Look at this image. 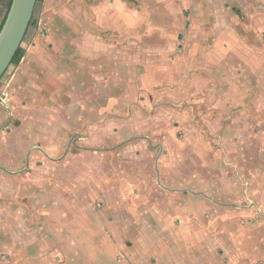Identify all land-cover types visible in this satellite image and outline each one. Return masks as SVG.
Instances as JSON below:
<instances>
[{"label":"rangeland","instance_id":"1","mask_svg":"<svg viewBox=\"0 0 264 264\" xmlns=\"http://www.w3.org/2000/svg\"><path fill=\"white\" fill-rule=\"evenodd\" d=\"M254 1H39L22 43L27 62L22 57L0 82V127L9 117L6 107L14 114L0 134V264L61 260L50 250V226L43 228L34 218L36 197L44 202L50 186L61 184L49 179L55 172L82 176L90 184L93 178L121 176L125 193L116 207L128 203L122 215L145 220L151 240L159 239L160 222L145 205L168 202L173 209L185 192L212 198L218 222L264 219V0ZM37 49L39 56H33ZM19 64L22 76L47 79L38 82L45 90L19 96L13 83L12 97L7 93L2 100L5 81ZM88 64L95 71L88 73ZM99 77L106 79L100 85L104 99L97 84L85 81ZM54 79L73 81L72 90L67 83L56 86ZM27 155L30 164L24 163ZM53 155L66 157L55 164ZM4 171L17 174L5 177ZM133 177L139 178L134 187ZM152 187L149 201L135 195L142 193L137 188ZM40 188L41 197L35 195ZM96 189L90 188L101 209L114 205ZM179 216L172 210L161 222L174 237H185ZM78 221L74 216L69 224ZM62 226L57 225L59 237L68 232L77 240L74 228ZM128 226L109 228L126 234L121 242L133 246L135 225ZM92 231L87 243L80 245L82 233L73 243L81 246L84 264L101 261L111 248ZM89 244L95 250H88ZM171 248L178 259L183 252L189 258L170 264H193L188 245L176 238ZM61 249L68 264H81L69 243L68 250L65 244ZM153 258L148 264H162Z\"/></svg>","mask_w":264,"mask_h":264},{"label":"crops","instance_id":"2","mask_svg":"<svg viewBox=\"0 0 264 264\" xmlns=\"http://www.w3.org/2000/svg\"><path fill=\"white\" fill-rule=\"evenodd\" d=\"M239 1L247 3L249 0ZM251 1L255 2L254 0ZM256 1L258 2L260 0ZM9 2L10 0H0V26L5 17L4 15H6L8 12ZM39 52H41V49H37V51H34V54L32 55L39 56ZM23 58V61L27 62L28 56L25 55ZM97 60L99 61L100 57H98ZM98 63H100V61ZM34 64L35 63L31 61V67ZM21 68L22 66L19 64L16 70L17 75L16 72H14V74H12L5 81V90L2 94V100L8 99L7 93L10 95V97H12L14 90L12 89L11 84L13 83H18L19 96H21L20 94L22 92L25 94L33 92L37 93L39 92V89H44L45 86L39 85L38 82H40V84L43 82L46 83L47 79H41V77H38L37 79V76L36 79H28L25 76L21 75ZM87 71L88 73H90V71L95 70H93V68L88 64ZM90 77L91 76L89 75L88 78ZM54 80H56V86L58 84L59 86H61L62 84L67 83V90H72L71 87L73 86V81H69L68 79ZM85 81H88L86 82L88 84L90 82V85L92 86L97 84V86L100 87L101 84H104L106 79H103V77H99V79L93 78L86 79ZM108 87L113 89L112 82L108 85ZM100 88L101 98L99 97V99H104L105 93L103 91V88ZM56 90L57 89H54L53 93L56 92ZM51 91L52 89H50V92ZM45 92H48V90L46 89ZM8 108L11 109V112L7 111V116H9L10 118L8 117V120L3 124L4 126L2 125V127H0V134L5 132L7 128H10V125L12 124L11 116L14 115L12 113L13 107L8 106ZM52 157L53 158L50 159V161L55 164H61L63 163L62 161L66 156L64 158H60L58 155H53ZM23 158L25 159V164H30L31 155H27ZM20 159L21 161L23 160L22 157L19 156L18 160L20 161ZM18 160L15 162H18ZM3 173L5 177L17 174L6 171H4ZM22 174H25V172H21L19 175ZM74 178H72V174L69 175V172L62 175L61 177L56 172L51 174L49 179L61 181V184L59 185L55 183V188H52L50 186V188L47 190L50 196L47 195L49 197L45 199L44 202L40 201L38 197H36L35 199V223H41L43 228L50 226L49 230L46 232H48L47 234H50L48 235L50 236L49 241L51 243L50 250L54 249V252L60 256L59 258L61 260L57 264H68L69 259L65 257V254L61 249V247L65 244V249L67 248L68 250V243L71 245L73 254H75L76 252L78 254H76L73 259H77L79 262H81V264H84L87 261V258L85 259L84 255H81L79 253L81 247L80 245L88 242L90 233L93 232L92 229L94 230V232L97 229L98 233L102 235V239H104L105 244L107 246L110 245L111 248L107 256L103 257L105 254H103V256L101 255V261L93 260L90 263L86 264H138V260H142V262L139 264H148V261L154 259L153 257L157 258L158 261L162 264H170L172 260H181V257L182 260H187L189 258V255L187 256V254L185 255L183 252V255H180L178 259V257L172 251L171 247L176 242V238L178 239V243H183L184 245L186 244L189 246V249L192 250L193 264H264V219L230 220L218 222L217 220H213L214 217H216L218 208L217 205L212 201V198L204 197L201 199L199 195H195L191 192H185L187 193V195H182L178 201L176 200V208L174 205L173 209H169L170 205L168 202H165L163 204L152 202L151 207L150 205H145L149 209H152L151 211H153L154 216L160 222L158 226V228L161 229V233L158 236L159 239H157V241L151 240L149 239V235L151 234V232L148 231L147 223H144L146 222L145 220L142 219L141 221H137V219L134 218L132 220L131 218H129L128 214L122 215L124 211L123 207L128 206V203H124L125 205L122 204L120 207H116L117 197H120L123 192L125 193L124 187L126 186V183L123 182L125 180H123L121 176H119V178H115L114 180L108 177L107 181L104 179L102 181H98V179L93 178V184L87 183V181H85L82 176H77ZM133 178L134 180H132V182L130 183L134 187V184L139 181V178ZM92 185L94 187H97L96 191L100 189L103 190V196L107 198L109 197V199H105L108 202L109 200H111L112 202L115 201L114 205L110 206L109 202V204H107V207L101 209L100 202H97L95 197L96 193L94 191L91 192L90 190ZM137 189L139 190V192L142 191V193L135 192V195L137 196L139 194H142L146 196L145 202L149 201V195H151L150 193L152 192L153 187L146 189ZM41 190H43V188L37 189V193L35 195L41 197ZM60 191L64 193H60ZM62 194H65V198H62ZM171 209L173 211L177 209V214L180 215L179 219L181 222L180 225H178V229L181 230L182 233L186 231L184 233L186 235L185 237H174V231L172 229H170L171 231H169V226L167 228L163 227V222H161V220L163 219L165 213L172 211ZM101 212L108 217V220L104 215L101 214ZM112 215L115 218L114 221L110 220V216ZM74 216L79 221L69 224L70 220L73 219ZM95 218L97 219L98 225H100L101 227H97L96 224H94ZM90 219L93 220L90 222ZM4 221L5 219L2 220L3 223ZM59 222H62L63 226H66L65 228H74L72 232L76 234L75 237L77 238V240L79 238L78 233L83 234L82 242L80 245L77 242L76 244H73L76 239L68 237V232H66L65 237H59V230L57 227V225L59 226ZM117 223L122 225L129 224L128 227H131L133 224L135 225L133 226V234L130 235L129 238V240L133 242V246H128L126 245V243L124 244V241L121 242L125 238V236H127L126 234H115L113 233V230L109 228ZM78 226L84 227V231H81ZM171 226L175 225L173 224ZM85 233H87V235ZM163 233L165 234L163 235ZM2 235L5 239L9 238L6 237V233H2ZM113 237H116L121 242L117 244L119 245V247H121L120 249L114 244ZM18 243L20 244L22 242L19 241ZM171 243L172 245L169 246L168 244ZM153 244H159V249L157 247L155 248ZM88 246V250H95V248H93L91 244H89ZM163 248L165 249L162 252H159ZM2 249L6 250L8 249V247L2 246ZM138 249L142 250V256H138L136 254Z\"/></svg>","mask_w":264,"mask_h":264},{"label":"water","instance_id":"3","mask_svg":"<svg viewBox=\"0 0 264 264\" xmlns=\"http://www.w3.org/2000/svg\"><path fill=\"white\" fill-rule=\"evenodd\" d=\"M38 3L39 0H12L0 30V82L13 66V59L26 39Z\"/></svg>","mask_w":264,"mask_h":264},{"label":"trees","instance_id":"4","mask_svg":"<svg viewBox=\"0 0 264 264\" xmlns=\"http://www.w3.org/2000/svg\"><path fill=\"white\" fill-rule=\"evenodd\" d=\"M39 1H40V0H39ZM11 3H12V0H10V2H9L8 10H9V8H10V6H11ZM7 13H8V12H7ZM6 17H7V14L5 15V17H4V19H3V22H2V24H1V26H0V30H1V28H2V26H3V24H4V22H5ZM33 21H34V18H33ZM33 21L31 22V24L33 23ZM24 53H25V50H24L22 47H20V49L17 51V53H16V55H15V57H14V59H13V64H18V63L21 61V59H22Z\"/></svg>","mask_w":264,"mask_h":264},{"label":"built area","instance_id":"5","mask_svg":"<svg viewBox=\"0 0 264 264\" xmlns=\"http://www.w3.org/2000/svg\"><path fill=\"white\" fill-rule=\"evenodd\" d=\"M1 103H3V101Z\"/></svg>","mask_w":264,"mask_h":264}]
</instances>
